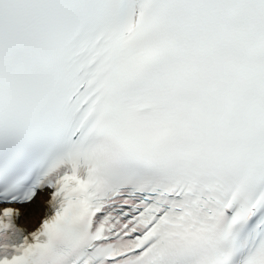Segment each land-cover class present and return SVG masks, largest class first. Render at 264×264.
Returning <instances> with one entry per match:
<instances>
[{
    "label": "snow or ice",
    "instance_id": "1",
    "mask_svg": "<svg viewBox=\"0 0 264 264\" xmlns=\"http://www.w3.org/2000/svg\"><path fill=\"white\" fill-rule=\"evenodd\" d=\"M0 264H264V0H0Z\"/></svg>",
    "mask_w": 264,
    "mask_h": 264
},
{
    "label": "bare ground",
    "instance_id": "2",
    "mask_svg": "<svg viewBox=\"0 0 264 264\" xmlns=\"http://www.w3.org/2000/svg\"><path fill=\"white\" fill-rule=\"evenodd\" d=\"M35 224V222H33V225Z\"/></svg>",
    "mask_w": 264,
    "mask_h": 264
}]
</instances>
